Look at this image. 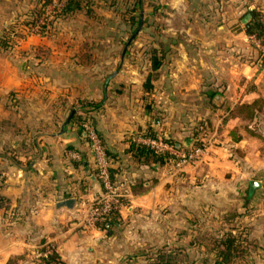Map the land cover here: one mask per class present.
<instances>
[{"label":"crops","instance_id":"0c3cea01","mask_svg":"<svg viewBox=\"0 0 264 264\" xmlns=\"http://www.w3.org/2000/svg\"><path fill=\"white\" fill-rule=\"evenodd\" d=\"M31 1L0 0L2 20L0 29L7 30L12 17L10 15L24 10ZM167 1L174 15L199 12L192 5L188 6V0ZM215 4L208 13L218 16L219 19L226 15H244L253 9L264 15V0H215ZM238 37L240 39H236L235 43L242 44L245 38ZM261 46L264 49V45ZM93 59L91 56L89 63H83L73 57L58 60V77L51 74L55 77L54 80L49 79L50 75L46 72L37 70L43 61L33 63L28 57L20 60L19 65L21 63L22 68L23 64H26L29 76L20 78L12 75L11 71L0 72V79L3 80L1 91H12L21 99V104L25 102L23 101L25 98L28 101L36 98L37 101V93L35 94L37 96L31 94L43 89L40 84L43 83L42 79L48 80L52 90L55 88L53 83L58 78V94H55V100L58 98V111H52L55 103L52 102L51 113L45 117L40 114V107L37 104L34 106L36 102L31 105L36 107L31 115V127L40 128L46 125L49 128L58 123V131L51 132L52 129L50 132L45 129V131L41 129L42 132L33 131L38 134L35 136L31 134L32 138L41 140V143L38 149L33 146L31 152H28L27 159L32 160L27 167L25 165L22 167L7 165L3 169L0 167V174L4 176L1 177L3 182L0 186V264H7L10 260H14L16 264H129L127 260L131 254L139 253L142 247L135 246L137 242L135 247L131 246L132 243L127 241L126 235H122L119 230L118 233L112 232L107 224L111 223L115 229H119L122 222L135 217L136 214H131L133 207H136V210L138 207H150L158 211V208L167 206V203H173V200L164 199L163 196L167 193L165 187L174 180L179 181L184 193L188 182L195 178L203 182L202 180L207 179L209 175L218 177L222 171L225 173L224 168L231 165V159L225 157V151L233 142L234 147L244 148L247 153L249 151L245 143H250V140L242 139L245 136L240 138L239 131L234 130L242 121L239 115H234L233 112L244 101L246 103L253 101L255 94L264 95V65L256 68L250 61L240 62L233 56L207 52L193 57L182 52L178 61L176 59L172 61L169 74L164 76L165 81L170 77L173 82L174 88L170 87L169 92L174 94L175 89V93L178 92L181 96L193 92L202 94L209 100L207 102L209 107L205 106L206 111H216L205 121V124L212 127L211 132L206 138H200L208 141L209 145L202 144L208 147L198 161L182 168L185 173L178 179L177 176H173L171 161L166 160L161 164L146 162L145 157L133 156L130 146L138 144L136 141L138 133L150 136L168 135L170 138L166 139L174 144L192 138H183L184 132H172L169 126L168 129L165 128L164 125L167 123L161 118L151 116L148 107L145 106L146 109H142L141 112V96L149 92L153 94L156 88H145L146 79L144 80L136 71L131 70V73H128L122 69L111 72L112 63L124 62L121 55L118 59L114 58L113 62L109 55L106 57L102 55L96 64H93ZM38 62L40 63L36 66ZM12 63L16 64L15 61ZM161 66L154 71L163 70ZM160 75L159 80L163 78V75ZM127 81L134 83L133 91L123 88L122 93L119 90L116 94L112 85L126 84ZM160 90L163 95L164 90L161 87ZM217 95H222L220 104L214 102ZM132 99L135 103L134 108ZM167 100L166 98V103ZM186 105H183L184 110L188 107ZM41 119L46 120V122L43 120L45 124H42ZM84 119H90L91 125L102 137L104 149L114 156L109 158V168L115 180L110 179L115 193L119 196L120 207L118 212L107 216L111 222L105 224V229L90 222L88 218L91 206L105 190L97 173L95 174V157L89 147L85 131H80L79 126ZM233 136L237 142L233 141ZM221 138L228 140L223 139V143L216 144L215 142ZM189 146L192 147V143ZM71 152L77 153L78 157H71ZM19 159L22 161L26 158ZM197 167L199 169H196ZM230 174L233 176L235 172ZM231 179L220 178L218 183L209 178L211 187L203 186L207 185L204 182L202 187L214 192L217 220L223 222L224 218L229 217L235 225L244 228L248 247L251 249L250 264H264V197L260 198V193L264 194V184L256 189L255 186L251 188L247 186L248 193L255 191L253 198L249 200L239 196V191L243 189L241 183L232 182ZM149 187L150 199L145 197L143 192ZM172 188L170 185L168 191ZM186 199L184 198L183 204L190 206ZM244 206L249 207V213L239 218L237 212ZM203 215L199 217L204 219L206 214ZM165 217L168 219L169 215ZM189 217L190 214H186L181 218L183 222L189 223ZM157 229L158 226L151 227L154 234H158L157 231L161 233L159 236L152 235L154 239L162 236V231H165ZM231 230L234 232V229ZM164 233L170 235L167 230ZM139 238L142 239L140 235ZM113 241L118 246L103 245ZM37 244L42 247L41 249H46L50 245L56 260L46 263L42 261L43 259H31L30 255Z\"/></svg>","mask_w":264,"mask_h":264},{"label":"rangeland","instance_id":"374dc122","mask_svg":"<svg viewBox=\"0 0 264 264\" xmlns=\"http://www.w3.org/2000/svg\"><path fill=\"white\" fill-rule=\"evenodd\" d=\"M65 1L32 0L24 10L10 15L12 17L7 30L0 29V72L8 71L10 73L11 71L12 75L20 78L29 76L26 64L24 63L22 68L20 67L21 63L19 65L20 60L28 57L29 61L33 63L43 61L37 70L46 72L50 75L49 79L54 80L55 77H52L51 74L58 77V60L73 57L83 63H89L93 56V64H96L102 55L112 57V62L114 58L118 59L121 55L125 64L112 63L111 72L123 69L131 73L133 70L138 75L140 73L144 80L150 74L151 88L155 87L156 91H153V94L149 92L141 96V112L142 109L148 107L151 116L161 118L167 123L164 125L165 128L168 129L169 126L172 132H184L183 138H192V140L180 142L182 148H189L190 143H192V147L203 146L202 144L209 145L207 140H200V138H206V135L208 136L211 132L212 127L205 124V121L216 111H206L205 106L208 105L209 100L202 94L193 92L181 96L178 92L175 93V89L174 94L169 92L170 87L174 88L173 82L170 77L165 81L164 76L169 74L172 61L174 59L178 61L182 52L190 57L207 52V54L233 56L240 62L250 61L256 68L264 65L262 44L258 39L253 36L249 37L244 32L245 22L241 20L243 14L226 15L223 16V19H219L218 16L208 13L215 7V0H188V6L192 5L199 12H188L186 15H174L170 11V4L167 0H78L80 7L70 12L64 11ZM1 22L2 20H0ZM220 25L221 27H219ZM238 36L245 38L242 44L235 43L236 39H240ZM100 40L108 43H101ZM154 49L157 50V56L162 55L163 57L161 64L163 70L154 71L151 69L150 55ZM31 58L33 59L30 60ZM13 61L16 64L13 65ZM39 63H36V66ZM75 63L78 62L75 61ZM160 74L163 75V78L159 80ZM2 82L1 78L0 87ZM42 82L40 84L43 89L31 94L38 95L37 101L36 98L31 101L25 98L23 104L12 91L7 92L0 89V167L2 169L7 165L14 167L29 165L32 159H27L28 152H31L33 146L38 149L41 143V140L32 138L31 134L33 136L38 134L33 131L42 132L44 129L49 132L51 129V132L58 131V123L49 128L46 125L40 128L31 127V115L36 109L34 107L36 104L40 107V114L45 117L51 113L50 103L52 102H55L52 111H58V98L55 100V94H58V78L53 83L55 88L52 90L54 92H52L48 80L42 79ZM162 82L163 84H161ZM133 87L134 83L129 81L126 84L112 85L116 94L119 90L122 93L123 88L132 92ZM160 87L164 90L163 95ZM36 93L37 95H35ZM128 96L130 102L131 96L130 94ZM218 96L219 98L216 96L217 99L214 98L215 104L222 102V95ZM253 97L252 100H257L253 116L250 117L245 108L240 109L242 106L240 104L233 112L234 115L238 114L242 121L234 130L239 131L240 138L245 136L242 139L250 140V143H245L249 150L248 153L244 151V148L234 147L233 142L232 146L225 151V157L231 159V165H227L229 167L224 168L226 172L222 171L218 177L209 175L207 179L200 178L207 185H203V182L195 178L188 182L184 194L179 181L174 180L169 183L173 188L168 191L170 185L165 187L167 193L163 196L164 199L173 200V203H167V206L158 208V211H154L150 207H138L137 210L136 207H133L131 214H136L135 217L122 223L117 220L121 223L119 229H115L109 223L108 229L114 233L119 230L122 235H126L127 241L132 243L131 246L137 242L135 246L142 247L139 253L131 254L127 260L129 264H250L251 249L248 247L244 228H241V225H235V222L230 221L229 217L224 218V221L227 222H220L216 219L215 215L218 213L214 209V192L208 188L204 189L202 185L211 187L212 183L208 182L209 178L218 183L220 178H232V182L241 183L243 188L239 191V196L250 200L255 192L248 193L251 182H255V189L264 184V95L255 94ZM166 98L168 99L167 103L165 102ZM112 101L116 102V100ZM26 102H30V104H26ZM34 102L36 103L34 104ZM138 103L140 105V102ZM243 103L245 104V101ZM32 104L34 106H31ZM185 104L188 107L184 110L183 105ZM134 105L135 103L133 108ZM170 106L172 107L169 108ZM174 108L175 111H173ZM56 118L58 120V116ZM41 120L42 124H45L46 120ZM76 120L79 121V119ZM85 124L91 125L90 119H84L79 126L80 131L84 130L87 136V131L83 127ZM150 124H152L151 121ZM94 130L96 132V129ZM97 136L102 138L98 133ZM136 136L138 138L150 135L138 133ZM151 137L170 138L163 134ZM223 139L226 138H221L215 143L219 145L223 143ZM232 139L237 142L234 140L236 139L234 136ZM89 147L92 149L91 143H89ZM206 147L208 146H205L204 150ZM21 157L26 159L21 161L19 159ZM7 158H9L8 163L12 164L7 163ZM194 162L196 161L189 164ZM171 166V170H174V172L172 171L173 176L180 179L185 173L182 171L184 166L176 167L173 163ZM95 171L96 174L97 169ZM230 172H235V175L232 176ZM196 176L198 177V175ZM1 177L4 176L0 174V186L3 182ZM150 189L149 187L143 191L148 199H150ZM263 197L264 194L260 193V198ZM184 198H187L185 201H189L190 206L183 204ZM184 206L185 208H183ZM93 207L94 205L91 206V209ZM241 209L240 212H237L239 218L249 213V207L244 206ZM116 212L118 211L116 210ZM203 213L206 214V217L201 219L199 216H202ZM186 214H190L189 223L182 221L181 217ZM166 215H169L168 219H166ZM136 216H138L137 219ZM92 217L94 216L90 212L88 217L90 222L105 229V221ZM154 226H158L157 230H165L162 231V236L155 239L152 235L159 236L161 233L157 231L158 234H154L155 232L151 230V227ZM231 229H234V232ZM166 230L170 235L164 233ZM139 235L142 239L139 238ZM103 245L118 246L115 241ZM41 248L39 244L34 246V252L30 255L31 259H43L38 256V253L44 250Z\"/></svg>","mask_w":264,"mask_h":264},{"label":"built area","instance_id":"2783aa9c","mask_svg":"<svg viewBox=\"0 0 264 264\" xmlns=\"http://www.w3.org/2000/svg\"><path fill=\"white\" fill-rule=\"evenodd\" d=\"M83 127H85L87 131V137L94 152L95 167L97 169L98 178L105 190L104 195L97 200L93 209H91V214L94 216L92 218L105 221L107 216L114 214L116 210L119 209L120 200L119 196L114 191V186L110 179L109 159L105 154L100 138H98L97 133L91 125L85 124ZM136 141L143 144L154 153L168 154V160L176 167H182L192 161L198 160L204 152V146L191 148L177 147L176 144L162 137L144 136L136 138ZM70 155L73 158L78 157L75 152H71ZM52 250L53 248L49 246L42 252H39L38 256L45 258L52 254Z\"/></svg>","mask_w":264,"mask_h":264},{"label":"trees","instance_id":"16d2710c","mask_svg":"<svg viewBox=\"0 0 264 264\" xmlns=\"http://www.w3.org/2000/svg\"><path fill=\"white\" fill-rule=\"evenodd\" d=\"M79 7H80V3L78 2V0H66L63 8H64L65 12H70V11H74V10L78 9ZM241 20H243L245 22V33L249 37L250 36L255 37L256 39H258L260 44L264 45V16H263V14L260 11L253 9V10L246 12L242 16ZM162 58H163L162 55L157 56V50L154 49L151 52L150 62H151V69L152 70H156L161 66ZM144 87L147 89H150L152 87L150 84V74L146 78V81L144 83ZM256 102H257V100L254 99L250 103L245 102V104L244 103L240 104V105H242L240 107V109L245 108L246 110H248L247 114H249L251 117V116H253V112L255 110L254 105ZM100 141L103 145V141L101 140V138H100ZM103 147H104V145H103ZM104 150H105V154H106L108 159L114 157L109 152H107L106 149H104ZM130 151L132 152L133 156L145 157L146 162H151L153 164H161V163L165 162L166 160H168V157H169L168 154L154 153L149 148H147L146 146H144L143 144H140V143L131 144ZM109 172H110V178H112V180H115L114 174L112 173L110 168H109ZM109 221L111 222V220H109V218H107L104 222V226ZM55 257H56L55 253L52 252L51 255L43 258L42 261L46 262V263L54 262L56 260ZM7 264H16V263L14 260H10V261H8Z\"/></svg>","mask_w":264,"mask_h":264},{"label":"water","instance_id":"95a60500","mask_svg":"<svg viewBox=\"0 0 264 264\" xmlns=\"http://www.w3.org/2000/svg\"><path fill=\"white\" fill-rule=\"evenodd\" d=\"M216 97L219 98L218 95H217ZM217 98H215V99H217ZM155 122H156V121H155ZM176 146H177V147H180V144H176ZM254 185H255V182L252 181V182H251V186H254ZM108 226H109V224H107V227H108Z\"/></svg>","mask_w":264,"mask_h":264}]
</instances>
